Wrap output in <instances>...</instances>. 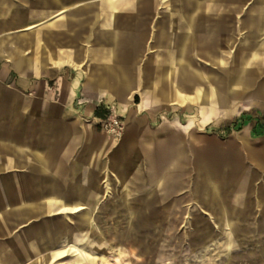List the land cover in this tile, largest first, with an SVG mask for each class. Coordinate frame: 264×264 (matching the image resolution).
Here are the masks:
<instances>
[{
	"label": "crops",
	"instance_id": "obj_1",
	"mask_svg": "<svg viewBox=\"0 0 264 264\" xmlns=\"http://www.w3.org/2000/svg\"><path fill=\"white\" fill-rule=\"evenodd\" d=\"M60 1L50 0L46 18L58 11ZM158 2H110L100 27L87 29L90 38L83 47L90 49L87 66L81 70L76 66L81 33L74 9L66 22L57 20L50 32L56 36L55 46L50 45L56 53L59 47L72 49L73 60H64L65 73L53 70L59 66L60 54L56 60L47 55L45 63L42 54V68L34 65V72L45 77L36 78L22 62L26 57L4 48L0 38V180H7V187L23 189L14 193L20 197L17 203L0 212L12 213L9 228L35 212L84 211L73 226L64 219L11 233L12 242H19L24 250L12 264H21L42 249H53L45 257L49 261L74 252L79 260L95 264L91 253L103 245L104 236L86 235L80 245L69 232L84 228L93 236L100 231L93 219L96 211L123 212L124 227L216 229L212 238L217 244L264 245V104L246 110L244 128L227 141L235 155L216 158V181L210 182L215 187L207 186L212 177L202 172L208 170L206 150L196 162L200 173L195 186H176L183 179L177 176L181 168L177 165L194 145L175 129L158 130L151 124L168 119L175 103L179 110L197 103L211 114L225 109L230 115L245 95L264 101V81L245 60L238 74L203 83L200 77L206 75L189 70L191 47H168L155 79L153 68L136 64L134 47H147L155 17L140 5ZM117 3H123V11L117 12ZM188 28H193L192 23ZM23 35L17 36L14 47L26 45ZM133 96L142 99L140 108L131 106ZM98 107H110L113 116H127L121 135L102 130L103 117L95 113ZM186 133L189 136L191 130ZM198 147L203 153L206 145ZM35 196L45 202L39 204Z\"/></svg>",
	"mask_w": 264,
	"mask_h": 264
},
{
	"label": "rangeland",
	"instance_id": "obj_2",
	"mask_svg": "<svg viewBox=\"0 0 264 264\" xmlns=\"http://www.w3.org/2000/svg\"><path fill=\"white\" fill-rule=\"evenodd\" d=\"M61 1L58 11H53L46 18V10L51 6L50 0H0V38L4 41L3 47L15 50V56L22 54L26 57L22 62L25 68L29 69V74L36 78L45 77L34 72V65L40 66L42 54L44 63L49 61L47 55H52L56 60V55L60 54L57 61L59 66L53 69L55 73H65L67 67H64V60H73L71 47H59L61 48L59 53H56V47H50L51 44L53 46L56 44V36L50 32L57 20L66 22L70 17L68 15L70 11L74 9L78 12L77 22L81 35L78 37L80 62L76 63V66L81 70L87 66L90 49L83 47L90 38L86 35L87 29L100 27L107 15L110 2L123 0ZM158 1L140 5L144 11L154 12L155 17L150 23L151 30L148 29L151 35L146 36L147 47H134L136 64L153 68L155 79L159 77L158 69L168 54L166 51L168 47H191L192 51L188 55L193 62L189 70L195 74L200 72L206 75L200 77L203 83L213 84L227 80L233 72L238 74L246 64L245 60L250 63L251 72L260 81H264V27L261 29L258 24V19L264 15V0ZM116 5L117 12L123 11V3ZM190 23L193 25L192 29L188 28ZM22 34L27 40L26 45L14 47L17 36ZM40 41L44 48L40 47ZM183 41L184 45L181 44ZM15 60L14 57L12 61ZM30 63L33 66H30ZM14 73L20 75L17 70ZM134 96L130 101L131 106L140 108L142 99L140 97L135 99ZM262 104L264 101L258 97L245 95L234 104V112L227 115L225 109L218 110L217 114L203 111L197 103H190L186 108L179 110V104L175 103L169 108L168 119L153 120L151 124L155 129L161 130L163 127L175 129L178 134L183 136L185 134L186 138H190L194 145L193 148L187 149L183 163L177 165L181 167L177 170V176L183 179L177 180L176 186L179 183L187 188L195 186V178L200 173L196 162L206 150L208 170L202 172L212 177L208 179L207 186L215 187L210 182L216 181L218 171L216 158L235 155L232 148L227 146V141L244 128L243 113L253 109L255 105ZM103 109L108 113L102 120L112 115L110 107ZM118 117L123 119L126 126L127 116L123 114ZM188 129L191 130L190 137L186 133ZM200 145H206L205 148L202 147L203 153H199ZM7 183H9L7 180H0V208L10 210L12 207L8 204H15L20 198L14 193L23 189L7 187ZM35 198L39 204L45 202L44 198L37 196ZM83 213L82 210L35 212L31 217L20 220V223L10 224L8 228L7 219H12V213L0 212V264L14 263L24 252L22 244L12 242L11 233L14 235L24 233L29 227L38 229L47 221L58 222L64 219L73 226ZM94 214L96 217L93 219L95 224L101 226L100 231L97 230L92 236V233L84 228H70L69 236L80 245L86 241V235L93 238L104 236L103 245L91 253V258H95V264H264V245L235 244L227 247L217 244L216 239L212 238L216 229L132 228L123 226V212L96 211ZM205 241L209 243L206 244ZM41 244H44L42 239ZM52 251L42 249L30 259L22 260L21 264H88L85 260H79L74 252L51 261L49 257L45 259L47 255L51 256Z\"/></svg>",
	"mask_w": 264,
	"mask_h": 264
},
{
	"label": "built area",
	"instance_id": "obj_3",
	"mask_svg": "<svg viewBox=\"0 0 264 264\" xmlns=\"http://www.w3.org/2000/svg\"><path fill=\"white\" fill-rule=\"evenodd\" d=\"M102 130L115 136L121 135L125 130V122L118 116H108L101 121Z\"/></svg>",
	"mask_w": 264,
	"mask_h": 264
},
{
	"label": "trees",
	"instance_id": "obj_4",
	"mask_svg": "<svg viewBox=\"0 0 264 264\" xmlns=\"http://www.w3.org/2000/svg\"><path fill=\"white\" fill-rule=\"evenodd\" d=\"M96 115L99 116V117H104L105 114L108 113V111L104 110V109H101L100 107H98L96 109Z\"/></svg>",
	"mask_w": 264,
	"mask_h": 264
},
{
	"label": "water",
	"instance_id": "obj_5",
	"mask_svg": "<svg viewBox=\"0 0 264 264\" xmlns=\"http://www.w3.org/2000/svg\"><path fill=\"white\" fill-rule=\"evenodd\" d=\"M259 17H260V16H259ZM258 21H259V22H258L259 27L261 28L262 25H263V27H264V15H262V16L260 17V19H258ZM261 24H262V25H261ZM263 27H262V28H263ZM262 28H261V29H262Z\"/></svg>",
	"mask_w": 264,
	"mask_h": 264
}]
</instances>
